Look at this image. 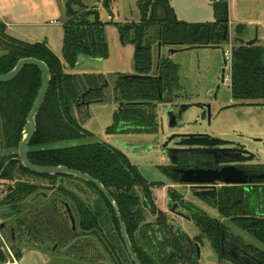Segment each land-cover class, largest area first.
I'll return each mask as SVG.
<instances>
[{"label":"flooded vegetation","instance_id":"1","mask_svg":"<svg viewBox=\"0 0 264 264\" xmlns=\"http://www.w3.org/2000/svg\"><path fill=\"white\" fill-rule=\"evenodd\" d=\"M223 12L225 14L220 18L214 17L213 21L218 22L220 31L214 33L221 36V41L217 44L189 47L204 46L201 48L220 50L222 66L218 71L217 81L207 90V99L191 101L186 93L185 96L177 92V88L182 87L178 77L173 80L169 93L171 97L166 102H160L169 106L171 126H181L179 122L182 113L194 106L183 110L180 108L182 104L198 103L202 107L200 113L203 112V118L199 117L195 122L203 120L209 125L224 109L244 106V103H264V99H234L231 95L233 52L241 53L242 49L252 46L261 47L264 52L260 38L264 26L253 24L250 27L249 24L240 22L235 24L234 32L230 34L228 10ZM256 34L255 42L246 44ZM226 45L228 51L225 49ZM207 46H221L222 50ZM226 68L229 69L230 103L219 102L214 106V89L224 83ZM100 86L104 88L106 82ZM175 97L189 100L171 103ZM121 104L116 105L115 111L119 110ZM158 104L157 126L154 130L134 133L158 131ZM250 106L264 107L262 104ZM29 110L25 112V106L0 102V264H17L23 253L34 248L47 254L50 264H136L132 254L139 264H264L257 254L264 250L244 242L239 235L228 232L227 225L223 222L228 219L229 223L247 231L258 241L249 229L262 222L264 215L257 211L249 213L243 210L252 206L257 193L264 192V177H259L264 174V164L257 163L253 154L249 163L238 164L243 166L247 174L253 175L252 181L241 185L215 182L212 183V189L211 184L181 181L182 178H194L196 175L208 177L210 174L206 170L219 167L220 164H213L212 155L207 152L185 150L173 153L171 159L164 155L167 163L156 165L157 173L152 178H146L138 166L131 163L125 152L108 142L92 139L91 132L89 142L120 151L128 165L133 167L124 170L128 177L123 184H117L114 180L105 184L84 172L102 185L110 195V201L97 185L89 181L67 175L37 174L24 166L19 146ZM200 133L219 137L208 132ZM34 134L26 147V157L32 163H35L32 159ZM256 139L254 138L255 141ZM237 149V156H250L245 146L240 145ZM197 169L201 171L194 172ZM67 186L78 194L70 191ZM66 206L73 215L76 234L72 231ZM206 208L215 209L222 218L209 216ZM4 210L6 212L3 213ZM83 213L89 215V230L82 229ZM256 217L260 219L256 221ZM184 224L189 226L187 230L183 227ZM193 228L197 232H192ZM124 235L129 247L124 241ZM77 237L86 239H81L68 250L62 251ZM44 246L46 247L43 248Z\"/></svg>","mask_w":264,"mask_h":264},{"label":"trees","instance_id":"2","mask_svg":"<svg viewBox=\"0 0 264 264\" xmlns=\"http://www.w3.org/2000/svg\"><path fill=\"white\" fill-rule=\"evenodd\" d=\"M108 1L104 0L103 5L108 6ZM138 2L142 13L140 21L130 26H118L121 41L127 40L134 45V72L138 75H150L153 60L151 46L156 41L167 48L217 44L221 41V36L214 33L220 31L217 21L187 23L175 18L168 0ZM159 3L163 4V15L156 17L155 10ZM226 9V1H214L215 18L225 14L223 11ZM105 24L106 22L99 19L94 7L77 9L76 14L64 23L62 53L70 67L75 66L79 55L93 58L107 56ZM0 51H6L0 56V74L11 70L24 57L42 60L50 71L48 91L36 116V131L32 139L33 161L40 165L62 164L87 172L105 184H110L113 180L117 184L125 183L128 174L124 170L133 167L128 165L120 151L109 150L95 142L73 143L92 136L73 114L80 112L86 118L91 103L103 102L102 89H98L105 83L103 75L65 72L59 58L44 42L32 43L12 37L7 34L6 26L1 21ZM231 69V95L234 99H264V52L261 47H247L241 53L234 51ZM176 71V64L162 57L158 73L154 77L129 80L119 75L114 85V101L122 104L114 112V122L107 126V132L153 131L157 126L156 105L169 99L172 84L177 78ZM40 83V70L27 64L16 78L9 82H0V102L25 106L26 112L36 97ZM158 91L162 92V99L158 98ZM165 92H168V96L164 98ZM243 210L249 213L257 211L264 215V192L257 193L252 206ZM82 217V229L89 230V215L83 213ZM249 231L264 245V220L251 226ZM257 254L264 262V252L260 250Z\"/></svg>","mask_w":264,"mask_h":264},{"label":"rangeland","instance_id":"3","mask_svg":"<svg viewBox=\"0 0 264 264\" xmlns=\"http://www.w3.org/2000/svg\"><path fill=\"white\" fill-rule=\"evenodd\" d=\"M104 0H83L86 3L84 9L94 7L99 19L106 22L104 35L108 51L105 58H93L79 55L75 66L70 67L64 60L62 53V41L64 35V23L72 17L67 14L65 2L61 4V12L58 15L51 13L49 17L55 25H41L33 28L29 26L21 28V37L26 42H44L48 48L59 58L65 72L78 75L102 74L106 86L102 89L103 102L91 103L88 107L87 117L80 112H74V117L88 131L92 137H84L73 143H86L94 140L105 141L128 155L131 163L138 166L146 178H152L156 172V165L166 164L167 160L161 150V144L174 133L208 132L224 139L236 141L256 157L257 163H264V107L235 106L222 110L208 125L203 120L195 122L200 110L190 107L180 117L181 126H171L168 112V104H158V131L154 133L134 132H107L106 127L112 124L113 112L117 103L114 98V85L119 75L134 74V45L129 41H121L118 26H130L138 23L142 17L138 0H109L108 6L103 5ZM215 0H168L174 11L175 18L187 23H210L214 21L213 3ZM227 2L229 15L230 34L234 32L237 23L259 24L264 26V0H223ZM156 17L163 15V4L159 3L155 10ZM152 31V30H151ZM261 43L264 45V27L260 33ZM47 42V43H46ZM157 42V41H156ZM151 46L152 68L150 75L156 67L157 43ZM167 47L162 46V57L170 59L176 64V76L182 87L177 88L179 94H187L191 101L207 99V90L217 81V75L222 66V54L218 49L191 48L188 50L167 53ZM228 51V46H225ZM161 57V58H162ZM224 83H220L216 91L217 103H230L229 69L225 70ZM177 93V94H178ZM163 96H168L165 92ZM186 96V95H185ZM171 97V96H170ZM169 97V98H170ZM188 98H174L171 103H179ZM209 99V98H208ZM85 118V119H84ZM240 133H242L240 135ZM239 136V137H238ZM260 138L262 141H255ZM211 217H219L215 209L206 208ZM181 221V220H180ZM226 223L228 232L239 235L240 238L253 246L264 250V245L255 240L245 230L238 229L228 219ZM188 226V225H187ZM187 226L183 227L187 230ZM192 226V225H190ZM189 227V226H188ZM193 227V226H192ZM192 232H197L193 228Z\"/></svg>","mask_w":264,"mask_h":264},{"label":"water","instance_id":"4","mask_svg":"<svg viewBox=\"0 0 264 264\" xmlns=\"http://www.w3.org/2000/svg\"><path fill=\"white\" fill-rule=\"evenodd\" d=\"M74 4H78L81 7H84V3L81 0H66L65 1V7L67 9L68 15H75L76 10L73 8ZM257 39V34L255 37L249 41H246V44L250 45L255 42ZM242 41V40H240ZM198 48L204 47V46H196ZM212 48H220L222 50L221 46H207ZM157 53H156V67L155 70L152 72L151 75H137V74H130L125 75L124 78L129 79H146L149 77H154L158 73V66L160 59L162 57V44L160 42L156 45ZM189 47H182V48H168L167 53L174 54L176 52L188 50ZM6 51H0V56L4 55ZM225 59V56L223 57ZM27 64H31L36 66L41 73V83L40 87L38 89V92L36 94V97L34 99V102L27 114V120L24 127L23 137L20 141L19 146V154L22 163L24 166L29 169L30 171H33L37 174H44V175H67V176H73V177H79L83 180L89 181L95 185H97L101 191L106 195V197L112 201L110 195L104 190L102 185L95 180L93 177L88 175L87 173L69 168L65 165L58 164V165H39L30 162L26 157V147L27 143L32 138L34 131H35V117L44 101V98L47 94L49 83H50V71L47 67V65L42 61L34 57H24L19 59L14 67L9 70L6 73L0 74V82H9L16 78L18 74L21 72L23 67ZM103 86H100L99 89H102ZM158 98L162 99V92L158 91ZM135 103V102H134ZM252 104H262L264 103H244L242 105L244 106H250ZM198 108L199 110H202V107L199 106V104H182L180 106L181 109L185 110L189 106H192ZM241 105V104H240ZM203 112H201L197 118L202 117ZM210 116V111H208V117ZM203 118V117H202ZM178 138V140H176ZM256 141H262L260 138H257ZM264 145V141L262 142ZM161 150L163 154L171 159V156L173 153L185 151V150H193L195 152H207L208 154L212 155L213 158V164H220L219 167L208 169L205 172L207 174H210L208 177H199L196 175L194 178H182L181 181L184 183H205V184H211V188L213 189L214 186H212V183L220 182L226 185H241L246 184L251 180L252 174H247L244 170L243 166H239L238 164L243 163H249L253 159V155L251 152H248L250 156H237V148L240 146V144L236 143L233 140L229 139H223L219 137L212 136L210 134L206 133H200V132H194V133H174L170 137H168L161 145ZM200 169L195 170L194 172L198 173L200 172ZM185 173H190L189 171H185ZM259 177H264V174L259 175ZM67 188L74 192L75 194H78L75 190L70 189L68 186ZM67 212L72 224V231L74 234H76V227L73 215L69 209L68 206H66ZM3 213L6 212V210L2 211ZM256 221L260 218L256 217ZM120 225L123 230L122 222H120ZM81 239H86V237H77L75 238L70 244H68L62 251H66L69 248H71L75 243H77ZM124 241L128 245L127 238L124 235ZM44 246L43 248H45ZM133 259L135 260L136 264H139V262L136 260L135 256L132 254Z\"/></svg>","mask_w":264,"mask_h":264},{"label":"crops","instance_id":"5","mask_svg":"<svg viewBox=\"0 0 264 264\" xmlns=\"http://www.w3.org/2000/svg\"><path fill=\"white\" fill-rule=\"evenodd\" d=\"M66 0H0V21L5 24L6 32L12 37L22 40L21 28L29 26L36 28L41 25H55L49 15H58L61 4ZM83 2V0H81ZM86 3H84V7ZM73 8H83L74 4ZM47 43V42H46ZM170 59L171 57L168 56ZM264 164V163H261ZM17 264H50L47 254L37 250L23 253Z\"/></svg>","mask_w":264,"mask_h":264}]
</instances>
